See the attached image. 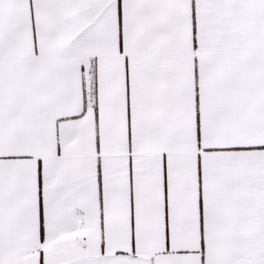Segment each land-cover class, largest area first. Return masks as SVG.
<instances>
[{"label":"snow or ice","instance_id":"snow-or-ice-1","mask_svg":"<svg viewBox=\"0 0 264 264\" xmlns=\"http://www.w3.org/2000/svg\"><path fill=\"white\" fill-rule=\"evenodd\" d=\"M0 264H264V0H0Z\"/></svg>","mask_w":264,"mask_h":264}]
</instances>
